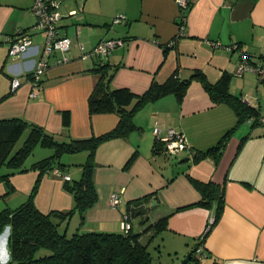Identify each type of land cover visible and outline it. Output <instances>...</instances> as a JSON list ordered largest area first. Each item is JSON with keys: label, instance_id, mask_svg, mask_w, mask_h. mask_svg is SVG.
<instances>
[{"label": "crops", "instance_id": "obj_1", "mask_svg": "<svg viewBox=\"0 0 264 264\" xmlns=\"http://www.w3.org/2000/svg\"><path fill=\"white\" fill-rule=\"evenodd\" d=\"M191 1L185 37L178 39L176 47L166 54L159 42L172 39L178 28L179 5L175 0H83L80 9L71 1L63 9L60 5L62 20L58 31L71 39V48L64 55H57L62 62L55 64L51 60L41 89L32 97L27 76L43 48L46 32L30 29L36 14L29 0H0V98L10 93L0 101V118L22 117L64 140L109 131L117 124L118 116L90 115L88 110V98L99 79L92 69L101 61L118 66L111 82L113 88L127 87L136 94L144 92L153 80L165 81L177 68L182 77L200 69L211 82L227 71L233 76L231 91L258 104L255 101L260 94L244 92V86L250 83L260 88V79L251 70L235 75L241 54L230 44L240 41L248 53L264 54V0H257L254 5L250 0L233 4L226 0ZM116 17L120 21L113 24ZM21 30L28 31L31 48L22 56H10L8 38ZM103 38L120 39L123 44L104 58L80 59V44L91 49ZM16 77L22 84L12 91L11 80ZM63 110L71 113L68 131L62 126ZM260 112L264 115L261 108ZM134 122L140 131L106 141L96 150L94 182L98 200L86 212L81 229L120 231L127 204L151 194L155 208L151 210L149 204L150 222L188 205L169 218L164 247L175 253H189L213 212L194 204L200 199V192L188 176L213 180L224 185L225 204L203 243L209 254L205 264H264V124L252 130L248 124L240 125L218 163L204 158L197 163L190 159L174 165L171 162L175 159L190 155L187 151L178 158L153 154L155 123L182 133L189 146L198 151L213 145L235 124L233 110L225 104H213L202 85L193 81L181 103L174 94L166 95L146 104L135 114ZM248 133L250 137L239 147L240 139ZM135 151L136 157L129 163ZM64 156L62 161L70 165L68 173L72 177L78 175L87 153L67 155L66 159ZM158 156L170 167L165 168ZM37 176L38 171L31 170L11 176L8 183L1 181L0 211L16 208L25 201ZM63 181L54 173L41 177L34 198L40 211H66L72 207V194L64 189ZM115 191L120 193L121 202L112 208L109 197ZM153 211L157 212L154 216L150 215ZM132 224L139 233L144 231L138 219L133 218ZM79 227L80 218L74 214L69 231ZM8 234L9 231L0 234V264L8 261Z\"/></svg>", "mask_w": 264, "mask_h": 264}, {"label": "trees", "instance_id": "obj_2", "mask_svg": "<svg viewBox=\"0 0 264 264\" xmlns=\"http://www.w3.org/2000/svg\"><path fill=\"white\" fill-rule=\"evenodd\" d=\"M55 1L60 6L63 0ZM226 1L233 4L237 0ZM250 1L254 5L257 0ZM192 4L191 0H187L185 5L178 4L179 14L176 19L178 27L176 33L169 41L165 43L159 42L164 54L171 48L176 47L178 39L185 37L183 35L186 33L187 28L186 19ZM60 21L58 25H60ZM21 31L28 32L27 30ZM242 45L240 41H235L230 44V47H236L241 54L240 59L242 58L241 56H245V61L250 65L255 66L262 62L264 54L252 55L243 49ZM117 68V65H112L106 61L95 64L92 71L99 75V79L88 98L90 115L114 113L118 116L117 124L109 131L98 135L93 134L89 137L59 141L42 126L22 117L0 118V182L8 183L10 177L15 174L31 170L38 171L37 179L26 200L16 208L5 207L0 211V234L7 226L9 228L7 238L8 261L6 264H156L149 251L150 243L155 237L168 230V221L172 214L179 209L188 207V205L176 208L150 222L147 211L152 195L148 194L129 202L126 210L122 213L123 216H127L129 221H132L133 218L138 219L140 225L144 226L142 233L138 232L139 229L132 227L120 231L81 229L86 212L98 200L94 182L95 153L97 148L106 141L125 138L133 131H140L141 127L135 124L134 116L146 104L169 94H174L177 101L181 103L189 85L193 81H198L213 104H225L233 110L236 117L235 124L228 128L213 145L203 150H194L192 158L194 163L204 158H210L215 163H218L228 140L240 125L248 124L252 130L264 124V115L260 112L259 103L255 105L247 102L242 96L231 91L233 76L227 71L223 72L217 81L211 82L200 69H193L187 77H182L178 73L177 68L165 81L158 82L153 80L144 92L136 94L127 87H112L111 82ZM30 75L29 73L28 76ZM28 76L27 78L31 79V76ZM43 77L37 87H33L30 83V95L35 92L37 96L38 91L42 87ZM259 82L264 83V80L260 79ZM9 95L10 93L5 94L0 98V101ZM61 119L63 128L68 131L71 125L70 111L63 110ZM26 129H29V134L23 144L14 151L16 143ZM249 137V133L242 136L239 141V147ZM37 146L53 149L54 152L29 165H25L26 160ZM162 151L163 144L157 142L155 138L153 154H161ZM80 152H86L87 157L80 165L79 176L72 177L68 173L70 165L62 161V157ZM136 152L131 155L129 163L136 157ZM55 168L59 169L58 175L62 177L65 175L70 176V180L63 181V187L72 194L73 205L66 211L52 210L44 213L37 208L34 198L41 177L46 173H53ZM188 177L200 192V199L194 204L199 207L212 209L213 212L211 219L207 221L204 231L199 236L194 246L195 248L204 243L208 233L221 217L225 204L224 185L213 180L201 181ZM9 188L11 190L10 183ZM74 214H77L80 218V227L70 232L69 222ZM144 234L146 235L145 239L141 240L140 237L143 238ZM203 250V260L198 261L192 257L189 264H205L209 254L204 247ZM41 251H44V253H40Z\"/></svg>", "mask_w": 264, "mask_h": 264}, {"label": "built area", "instance_id": "obj_3", "mask_svg": "<svg viewBox=\"0 0 264 264\" xmlns=\"http://www.w3.org/2000/svg\"><path fill=\"white\" fill-rule=\"evenodd\" d=\"M187 0H176L179 5H185ZM59 4L55 0H33V8L36 14V21L33 29L46 32V41L42 50L38 53V59L31 68L28 79L33 87L39 86V81L50 67L51 60L55 64L62 62V58L58 54L64 55L71 48V39L66 35H60L58 31V23L61 19V14L58 10ZM118 17L113 18V23H118ZM9 55L19 57L26 54L31 48V38L28 32L19 31L18 35L9 37ZM123 40L116 38H106L99 40L91 49H86L83 44L79 45L80 59H95L98 57L107 56L117 46L122 45ZM239 64L235 69V75H241L246 70H251L257 73L259 79L264 80V58L262 62L257 65H250L245 60V56H241ZM249 64V65H248ZM28 76V77H30ZM20 78L16 77L11 80V90L15 91L21 86ZM32 97L36 96L35 92L31 93ZM153 134L157 142L163 144L164 154L168 158H178L183 152H188L189 155L193 153V149L189 146L184 135L174 128L163 129L158 123L153 126ZM54 174H59L58 168L53 170ZM64 180H70L69 175L63 176ZM121 202L120 193L115 191L110 194L109 204L112 208H116ZM211 219V218H210ZM122 230L130 228V221L127 216H123ZM203 246L199 245L195 249V258L202 261L204 257Z\"/></svg>", "mask_w": 264, "mask_h": 264}, {"label": "rangeland", "instance_id": "obj_4", "mask_svg": "<svg viewBox=\"0 0 264 264\" xmlns=\"http://www.w3.org/2000/svg\"><path fill=\"white\" fill-rule=\"evenodd\" d=\"M29 1H30L31 5H32L33 4V0H29ZM67 1H71L75 8H77L79 6L78 7L79 9L82 6L81 1L83 2V0H63L60 3L62 9L64 7L63 5ZM81 14L79 16H81ZM33 20H36V18H34ZM113 24H115V23H113ZM103 39H105V38H103ZM250 73H253V75L256 77V79H258V76H257V74L255 72L252 71ZM254 76H253V79H255ZM259 85H260V88H256L252 84L246 83V85L244 86V92L251 93L253 96H255L256 93H259L260 94V96L258 97L259 99L256 98V101L255 102L256 103L259 102L260 108L264 112V90H263L264 89V83L259 82ZM245 125H247V124H244L243 126H245ZM260 127L261 126H257L256 128L258 129ZM47 132H49V131H47ZM28 134H29V129H26L23 132V134L20 137V139L18 140V142L16 143V145L14 147V151L17 150L23 144V142L26 139V137H27ZM54 137H55L56 140H59V141H63L64 140V139H60V137H57V136H54ZM62 138H64V137H62ZM53 152H54L53 149L43 148L41 146H37L36 149L32 152V154L26 160L25 165H29L32 162H35V161H37L39 159H42V158H44L46 156H49V155L53 154ZM66 156L67 155L64 156L65 159H66ZM158 157H159V159H158L159 161H161V162L164 161L163 163L165 164V168L166 167L167 168L170 167V165L166 163V160L162 156H158ZM173 168L175 169L176 167H173ZM73 171H77V170L74 168ZM79 174L78 175H75L74 177H78ZM153 202H154V200H152V202L150 203L151 210H153L155 208V207H152L153 206ZM156 214H157V212H154L153 211V212H151L150 215H153L154 216ZM130 224H131L130 227L137 229V226L136 225L134 226V224H132V221H130ZM3 232H5V230ZM164 244H165V234L164 233H161L160 235H158L157 237H155L153 239V241L150 243L149 251L151 253V256L153 257L154 263H156V264H179L183 260L184 256L187 254V253H182V252L181 253H175L174 252V249H172L171 251H168L164 247ZM159 245H160V248H159ZM157 246H158V248H157ZM40 253H44V251H41Z\"/></svg>", "mask_w": 264, "mask_h": 264}, {"label": "water", "instance_id": "obj_5", "mask_svg": "<svg viewBox=\"0 0 264 264\" xmlns=\"http://www.w3.org/2000/svg\"><path fill=\"white\" fill-rule=\"evenodd\" d=\"M193 155L194 154L192 153L190 156H186V157H183L180 159H175L174 161L171 162V164L178 165L180 163H185V162L189 161L190 159H192ZM8 230H9V228L6 227L4 234L8 233ZM194 251H195V249H193L191 252L187 253L184 256L183 260L179 264H189L192 260V257H193L192 253H194Z\"/></svg>", "mask_w": 264, "mask_h": 264}, {"label": "clouds", "instance_id": "obj_6", "mask_svg": "<svg viewBox=\"0 0 264 264\" xmlns=\"http://www.w3.org/2000/svg\"><path fill=\"white\" fill-rule=\"evenodd\" d=\"M34 25V24H33ZM31 29H33V27L31 28ZM8 227V226H7ZM9 231V230H8ZM202 246H203V244H202ZM197 248V246L195 247V248H193V249H196ZM193 257L195 258V251H194V254H193ZM195 260H196V258H195Z\"/></svg>", "mask_w": 264, "mask_h": 264}, {"label": "bare ground", "instance_id": "obj_7", "mask_svg": "<svg viewBox=\"0 0 264 264\" xmlns=\"http://www.w3.org/2000/svg\"><path fill=\"white\" fill-rule=\"evenodd\" d=\"M59 170V169H58Z\"/></svg>", "mask_w": 264, "mask_h": 264}]
</instances>
